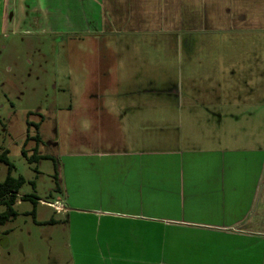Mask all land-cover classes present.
Returning a JSON list of instances; mask_svg holds the SVG:
<instances>
[{"label":"crops","instance_id":"crops-1","mask_svg":"<svg viewBox=\"0 0 264 264\" xmlns=\"http://www.w3.org/2000/svg\"><path fill=\"white\" fill-rule=\"evenodd\" d=\"M1 19L25 33L94 43L93 60L75 68L82 98L56 108L69 112L73 150L52 155L54 198L68 226L95 229L71 234L73 264H264V145L254 130L244 144L238 133L230 138L237 145L212 147L225 138L223 120L237 117L228 109L240 102L237 87L228 86L253 84L255 65L222 76L196 63L200 39L264 36V0H6ZM170 41L188 63L185 94L173 68L150 56ZM198 66L208 86L194 95ZM147 124L149 137L137 130ZM197 135L211 146L185 145Z\"/></svg>","mask_w":264,"mask_h":264},{"label":"rangeland","instance_id":"rangeland-1","mask_svg":"<svg viewBox=\"0 0 264 264\" xmlns=\"http://www.w3.org/2000/svg\"><path fill=\"white\" fill-rule=\"evenodd\" d=\"M5 3L6 0H0V149L10 151L9 158L16 167L15 176H23L36 183V192L32 185L26 184L21 189V195L36 193L41 201L53 202L54 197L59 196L54 192L56 184L53 161L44 159L39 163L29 164L22 155L27 123H40L42 137L38 149L40 154L60 156L73 150L68 143L73 135L69 112L66 109L58 112L56 108L74 105L79 102L80 97L82 98L78 93V82L83 75L76 74L75 68L78 62L93 60L95 52L91 47L94 43L91 38L82 35H50L19 31L9 22H1ZM246 38L244 35L219 33L212 37L213 40L200 39L202 48L196 55V63L213 64V68L207 69L208 71L214 70L222 76H244V73L251 69L248 68L249 65H255L253 84L228 86L237 87V91L233 93H237L236 99L240 102L228 107L229 112L237 117L228 116L223 120L222 135H225V138L215 141L212 146L214 148L225 149L237 145L234 139H230L232 134L239 133L242 136L240 139L247 141V134H251L254 130H257L254 132L258 137L256 142L261 146L264 145V36ZM138 41L141 43V40ZM142 43L145 45L144 41ZM104 44L107 45L108 41ZM177 48L173 41L165 42L163 46L158 45V49L153 50L150 56H160L162 59V61L158 60L160 64L173 68L171 70L174 73L173 85L176 84L174 87H177L180 83L179 88H183L181 86L185 81L183 67L188 63L183 62L184 57L177 54ZM207 70L199 66L195 69L196 85L190 91L194 95L197 92H204L208 86ZM187 87L185 85L183 88L184 94L188 92ZM252 92L255 94L253 95ZM247 94L249 98L246 97ZM187 96L194 98L191 93ZM195 103L197 106L200 104L196 101ZM153 129L154 126L147 124V127L137 130L145 137H149ZM30 133L35 135L37 131L34 127H30ZM182 135H195V133L186 130ZM195 137L198 141L192 144L185 142V145H190L191 149L211 146V142L205 141L202 135ZM34 147L33 140L27 143L25 149L29 156L34 153ZM80 151L86 150L80 148ZM131 151H139V149ZM36 167L38 172L34 170ZM6 175L7 167L0 164V182L5 180ZM58 179H60L59 174ZM32 208L30 202H19L16 209L20 216L13 223L5 227L0 226V237L6 230H12L5 238L2 237L5 246H0L2 254L0 264H73L71 234L75 237L84 234L93 237L95 229L91 227L90 230H83L76 224L68 226L62 223L66 219L64 213H57L53 208L44 205H39L37 208V221L46 222L54 218L60 223L52 226L37 225L32 216L25 215L31 212ZM257 255L262 258V249L257 250Z\"/></svg>","mask_w":264,"mask_h":264},{"label":"trees","instance_id":"trees-1","mask_svg":"<svg viewBox=\"0 0 264 264\" xmlns=\"http://www.w3.org/2000/svg\"><path fill=\"white\" fill-rule=\"evenodd\" d=\"M27 135L25 139L24 149L22 150V155L27 159L29 164L39 163L41 160L50 159L54 163L55 169V193H60L61 187L60 182L58 181V162L56 159L51 155H42L39 153V145L42 143V137L40 134V123H27ZM30 127H34L37 133L32 135L30 133ZM33 140L36 144V149H34V153L29 156L27 150L25 149L27 143ZM10 151L8 149H0V164H3L7 167V175L3 182H0V226H5L8 222L15 221L19 216V212L16 209V205L19 202H30L33 206L32 211L26 213L27 216H32L34 223L37 225H57L60 222L54 218L50 219L46 222H38L37 221V208L41 204V199L37 196L36 193L25 194L21 195V189L26 185H32L34 191L36 192V183L35 181L27 180L23 176H15V165L11 162L10 158ZM38 172L37 167L34 169ZM52 197V194L50 195ZM2 210V211H1ZM62 223H68L67 219H64Z\"/></svg>","mask_w":264,"mask_h":264},{"label":"built area","instance_id":"built-area-1","mask_svg":"<svg viewBox=\"0 0 264 264\" xmlns=\"http://www.w3.org/2000/svg\"><path fill=\"white\" fill-rule=\"evenodd\" d=\"M41 205L47 206L49 208H53L57 213H63L66 212V207L64 205V202L61 200H55L53 202H48V201H41Z\"/></svg>","mask_w":264,"mask_h":264},{"label":"flooded vegetation","instance_id":"flooded-vegetation-1","mask_svg":"<svg viewBox=\"0 0 264 264\" xmlns=\"http://www.w3.org/2000/svg\"><path fill=\"white\" fill-rule=\"evenodd\" d=\"M14 221H12V223H13ZM9 223H11V222H8L5 226H7ZM5 226H3V227H5ZM12 232V230L10 231H8V230H6L5 232H3L2 234L3 235H1L3 238H5L7 235H9L10 233ZM2 237H0V246L1 247H4L5 246V243L3 242L4 241V239L2 238ZM2 256V254H1V252H0V257Z\"/></svg>","mask_w":264,"mask_h":264}]
</instances>
